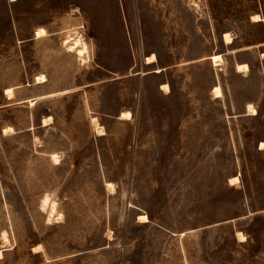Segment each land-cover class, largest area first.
<instances>
[{
	"label": "rangeland",
	"instance_id": "rangeland-1",
	"mask_svg": "<svg viewBox=\"0 0 264 264\" xmlns=\"http://www.w3.org/2000/svg\"><path fill=\"white\" fill-rule=\"evenodd\" d=\"M262 143L264 0H0V264H264Z\"/></svg>",
	"mask_w": 264,
	"mask_h": 264
},
{
	"label": "bare ground",
	"instance_id": "bare-ground-1",
	"mask_svg": "<svg viewBox=\"0 0 264 264\" xmlns=\"http://www.w3.org/2000/svg\"><path fill=\"white\" fill-rule=\"evenodd\" d=\"M13 2V1H12ZM255 17V16H254ZM257 17V16H256ZM259 17V16H258ZM47 35V32L45 29L43 28H40L37 30L36 32V38H43L44 36ZM71 38V37H70ZM81 38V36H80ZM224 41H225V44L226 45H230L232 44V37L229 35V34H225L224 35ZM71 42V40H69L67 43ZM70 49V47H69ZM70 50H73V51H77L78 55L81 57V58H84L87 54H88V47H87V44L86 42H84L81 39H76L74 40V43L72 44V47ZM82 60V59H81ZM210 60L213 61L214 65L215 66H220L223 64V58L221 55H214V56H211L210 57ZM147 64H154L156 63V57L153 55L151 56L150 58H148L147 60ZM236 69H237V72L238 73H245L249 70V66L247 64H238L236 66ZM45 82V78L44 77H39L37 78V83L39 84H42ZM162 90L165 91L166 93H169L170 91V88L168 85H162ZM213 93L215 95V98H221L223 95H222V91H221V88L220 87H215L214 90H213ZM6 95H7V98L9 100H11L13 97H14V92L12 89H8L6 90ZM31 103V102H30ZM248 112L250 115H256L257 114V111L254 109L253 106H249L248 107ZM120 118L122 120H129L131 118V114L129 112H125V113H122V115L120 116ZM7 133V131H5ZM98 132H100L101 135H104V130L103 128H98ZM5 134V133H4ZM261 149H264V143L261 144ZM57 155H55L53 157V161L54 162H57L58 159L56 157ZM52 157V156H51ZM52 159V158H51ZM239 182V178L238 177H233L230 179V185H234V184H237ZM49 199L46 198V201L44 202V208H46L48 205H49ZM51 208V213L50 215H53L55 212H56V208H55V205L52 204V207L50 206ZM141 221L143 222H147V218L145 216L143 217H140ZM240 237V236H239ZM242 238V237H241ZM5 239V238H4ZM6 240V239H5ZM7 241V240H6ZM35 250H37V248H35ZM2 258V251L0 250V259Z\"/></svg>",
	"mask_w": 264,
	"mask_h": 264
},
{
	"label": "crops",
	"instance_id": "crops-1",
	"mask_svg": "<svg viewBox=\"0 0 264 264\" xmlns=\"http://www.w3.org/2000/svg\"><path fill=\"white\" fill-rule=\"evenodd\" d=\"M50 119V118H49Z\"/></svg>",
	"mask_w": 264,
	"mask_h": 264
}]
</instances>
